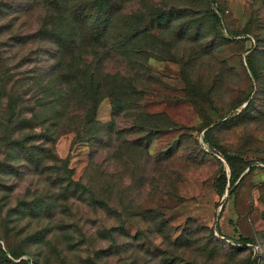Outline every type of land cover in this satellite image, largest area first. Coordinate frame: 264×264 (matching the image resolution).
Segmentation results:
<instances>
[{"label": "rangeland", "instance_id": "374dc122", "mask_svg": "<svg viewBox=\"0 0 264 264\" xmlns=\"http://www.w3.org/2000/svg\"><path fill=\"white\" fill-rule=\"evenodd\" d=\"M44 1L0 0V264H264V0H106L93 49L55 14L62 38H34ZM81 53L102 80L96 144L75 140Z\"/></svg>", "mask_w": 264, "mask_h": 264}, {"label": "trees", "instance_id": "16d2710c", "mask_svg": "<svg viewBox=\"0 0 264 264\" xmlns=\"http://www.w3.org/2000/svg\"><path fill=\"white\" fill-rule=\"evenodd\" d=\"M26 1H29L32 3L31 5H29L30 8L25 10L26 12H30L31 10L33 11L37 6H39L36 3V0H26ZM82 1L84 0H45L44 6L46 9H43V11L45 10L44 13H46V16L42 20L40 29L35 33V35H33V37L37 38L39 34V36L42 35V37L50 41H54L55 39L59 40L62 38V36H60L54 30L53 24L50 22L51 14L52 15L55 14L56 16L60 17L61 20H63L64 22H67V21L74 22L75 21L81 24L89 25V29H90L89 31L91 33L90 35L92 36L89 42H92V49L95 47H98L97 45H100V43L104 41V39L110 33L112 18H111V14L107 7L108 4L107 6L104 5L106 0H86L84 2ZM212 3L214 2L211 0L209 1L208 5L212 6ZM213 17L216 19L215 22L219 24L220 21L218 19V16L214 14ZM69 35L71 36L72 33H69ZM76 41L77 39L75 38V39H69L68 42L72 43L73 47H75ZM130 44L131 43L129 40L125 42L116 41L112 45L111 50H110L111 52L109 53L114 52L116 53V55L118 54L119 56H123V53H121V49L129 48L130 46L128 45ZM60 46L62 47L64 45H60ZM77 63L78 65L82 66L81 68L85 69L81 71L82 76H85L84 73H88L87 71H89V73L92 74V71H91L92 64L96 67L93 69V71H95L93 72L95 75L90 76V81L88 82V88L87 87L82 88V92L85 95V97H89L90 99L86 101L77 102V104L75 102L76 105L74 106V108L76 109V111H79L81 114L85 115L83 118H81V116L79 117V123L76 127L77 135L75 136V140H77L78 142H92V143L94 142V144H96V142L97 143L101 142V136L103 135L105 131L104 129H107L108 127V126L97 124L95 120L97 107L102 98L101 97L102 80L100 77L97 76L98 73L96 72L97 70H95V69H98L99 66H97V63L95 62L89 61L88 55L86 53L80 54L79 58L77 59ZM99 63L100 61L98 62V64ZM62 68H63L62 61L61 59H59L58 55H56L54 63L48 66L47 70L44 72V75H40L37 79L36 77H34L33 81L35 84H37L40 81L41 89L45 86L49 88L47 90H50L51 87L53 86L52 84H54V82L52 83V79L50 78L57 77V75L62 71ZM45 75H47L49 79H47ZM50 83H52L51 86H50ZM121 85L119 86L121 87ZM60 87L62 88L63 91H65V94H66L64 97L63 96L60 97L61 98L60 100H62L64 104L63 109L66 110L69 107L70 102L72 101L71 100L72 91L68 94L67 90L62 84H60ZM58 94H61V92L57 93L55 100H57ZM40 100L41 98H36V103ZM249 105H250V102L247 104L245 109ZM42 106L43 105H39V107H42ZM114 108H115L114 111H117V112L119 111V113L122 112L123 110L116 106ZM63 114H64L63 111L59 113L61 118ZM146 117H150V116H146ZM58 119L59 118L56 117L54 119V122H57ZM136 125L139 128V131L143 130L142 132L145 133L147 142L148 143L151 142L153 134L157 132V129H158L157 126L153 125L151 122H148L147 125H144V126H141V125L138 126V124ZM209 125L210 124L206 123L204 126L205 129L207 128L205 134L210 130L208 129ZM84 136H89V137L85 139ZM230 179H231V186H232L237 181V174L235 173L234 170H231ZM70 181L74 187V192L82 193V187L85 188L84 187L85 185H83L80 182L75 183L71 179ZM89 193L91 195V198L94 204H98L99 206H102L106 210H108L109 204L105 200H96L94 194L91 191H89ZM76 194L77 193H75L74 196ZM242 241L246 242L245 240H242ZM1 253H2V257H5V254L3 252ZM15 257L19 258L20 256L15 255Z\"/></svg>", "mask_w": 264, "mask_h": 264}, {"label": "water", "instance_id": "95a60500", "mask_svg": "<svg viewBox=\"0 0 264 264\" xmlns=\"http://www.w3.org/2000/svg\"><path fill=\"white\" fill-rule=\"evenodd\" d=\"M248 171H249V170H247L243 175H241V177L239 178V180H238V182H237L236 184H238L239 181H241V180L243 179V177L245 176V174H246ZM228 195H229V193H227V194L225 195V198L228 197ZM225 198H224L223 200H225Z\"/></svg>", "mask_w": 264, "mask_h": 264}]
</instances>
